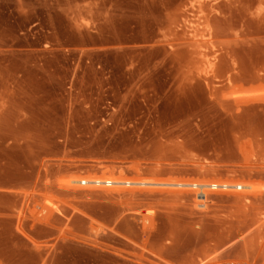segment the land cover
I'll list each match as a JSON object with an SVG mask.
<instances>
[{
    "label": "rangeland",
    "instance_id": "1",
    "mask_svg": "<svg viewBox=\"0 0 264 264\" xmlns=\"http://www.w3.org/2000/svg\"><path fill=\"white\" fill-rule=\"evenodd\" d=\"M263 14L264 0H0V113L41 92L71 122L23 131L56 141L35 164L44 189L0 198L18 233L52 235L47 264H264ZM83 178L253 193L120 205L75 190Z\"/></svg>",
    "mask_w": 264,
    "mask_h": 264
},
{
    "label": "crops",
    "instance_id": "2",
    "mask_svg": "<svg viewBox=\"0 0 264 264\" xmlns=\"http://www.w3.org/2000/svg\"><path fill=\"white\" fill-rule=\"evenodd\" d=\"M56 101L48 93L14 91L8 96L7 107L0 113V198L14 199L16 208L22 202L20 192L34 190L37 193L44 189L34 185L38 176L35 164L47 153L49 145L56 144L54 139L47 141L23 131L64 128L71 124L64 119L62 111H51ZM5 177L18 180H2ZM13 208L12 204L0 202V264H47L48 249L45 245L52 235L41 226L32 231L27 228L30 222H22L24 235L18 233L16 228L19 224Z\"/></svg>",
    "mask_w": 264,
    "mask_h": 264
},
{
    "label": "bare ground",
    "instance_id": "3",
    "mask_svg": "<svg viewBox=\"0 0 264 264\" xmlns=\"http://www.w3.org/2000/svg\"><path fill=\"white\" fill-rule=\"evenodd\" d=\"M264 77V73L263 76ZM251 102V101H250ZM264 103V98L261 100ZM248 102H235L233 113L239 115L242 107ZM184 141L179 142L174 149H182ZM74 189L77 191L89 192L86 188L91 187L96 192H100L101 197L108 203H118L124 205V202H132L140 205L144 201L155 198L158 193L170 192L175 195L184 192L186 194H194L197 200V207H204V203L207 200V191L209 189L217 187H228L233 189H243V197L252 194L253 189L248 184H219L216 181L207 182H161L156 180H126L116 178H96V179H76L71 181ZM84 187V188H83ZM227 188V189H228ZM241 196H235V199L243 198ZM132 212V211H131ZM146 216V215H142ZM151 225L150 222H148ZM115 234H119L115 229H112ZM113 255L115 253H112Z\"/></svg>",
    "mask_w": 264,
    "mask_h": 264
},
{
    "label": "built area",
    "instance_id": "4",
    "mask_svg": "<svg viewBox=\"0 0 264 264\" xmlns=\"http://www.w3.org/2000/svg\"><path fill=\"white\" fill-rule=\"evenodd\" d=\"M228 187H217V188H213L211 190L213 191H224V190H227ZM229 189V188H228Z\"/></svg>",
    "mask_w": 264,
    "mask_h": 264
}]
</instances>
